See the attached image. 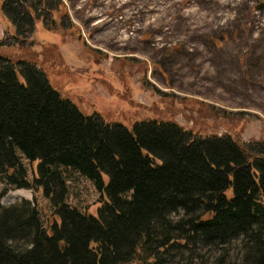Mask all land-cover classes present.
Instances as JSON below:
<instances>
[{"label":"trees","instance_id":"16d2710c","mask_svg":"<svg viewBox=\"0 0 264 264\" xmlns=\"http://www.w3.org/2000/svg\"><path fill=\"white\" fill-rule=\"evenodd\" d=\"M20 4L2 1L16 27L32 19ZM66 170L100 193L94 212L67 201ZM0 177V264H264V140L106 121L33 61L2 54ZM9 189L32 199L2 205ZM37 192L51 206L45 223Z\"/></svg>","mask_w":264,"mask_h":264},{"label":"rangeland","instance_id":"374dc122","mask_svg":"<svg viewBox=\"0 0 264 264\" xmlns=\"http://www.w3.org/2000/svg\"><path fill=\"white\" fill-rule=\"evenodd\" d=\"M2 1L0 54L33 61L82 112L129 128L172 120L242 146L264 140V0H21L32 21L19 27ZM65 176L67 201L94 212L93 183ZM32 195L9 189L1 203ZM35 203L45 223L51 206L40 192Z\"/></svg>","mask_w":264,"mask_h":264}]
</instances>
